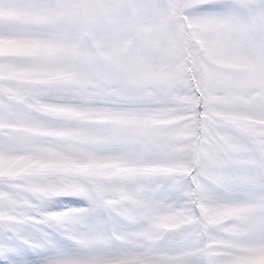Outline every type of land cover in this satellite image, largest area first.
<instances>
[{
    "label": "snow or ice",
    "instance_id": "snow-or-ice-1",
    "mask_svg": "<svg viewBox=\"0 0 264 264\" xmlns=\"http://www.w3.org/2000/svg\"><path fill=\"white\" fill-rule=\"evenodd\" d=\"M0 264H264V0H0Z\"/></svg>",
    "mask_w": 264,
    "mask_h": 264
}]
</instances>
